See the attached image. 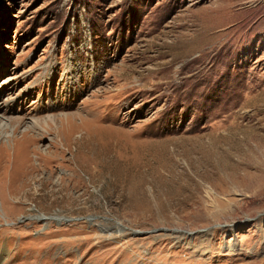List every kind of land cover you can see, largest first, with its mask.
I'll use <instances>...</instances> for the list:
<instances>
[{
  "label": "rangeland",
  "instance_id": "1",
  "mask_svg": "<svg viewBox=\"0 0 264 264\" xmlns=\"http://www.w3.org/2000/svg\"><path fill=\"white\" fill-rule=\"evenodd\" d=\"M7 150L0 264H264V0H0Z\"/></svg>",
  "mask_w": 264,
  "mask_h": 264
},
{
  "label": "bare ground",
  "instance_id": "2",
  "mask_svg": "<svg viewBox=\"0 0 264 264\" xmlns=\"http://www.w3.org/2000/svg\"><path fill=\"white\" fill-rule=\"evenodd\" d=\"M138 87H140V84H137V85H135V84H130V82H127L126 83V85H125V88H124V90L121 92V96H120V98H122L123 97V95L125 94V92L126 91H128V90H136ZM138 91V90H137ZM120 101H122V99H119V101H117V103H119ZM119 108V107H118ZM46 133H51V131L50 130H47L46 131ZM33 141V139H29V138H27L26 140H24L23 141V143H20V144H17V142L18 141H15L14 143H13V145L11 146L12 148H11V152H12V160H15V154H16V152H17V150L19 149L20 151H21V153L23 154V158H20L21 160H20V162L21 163H23V164H26L27 162H29L30 161V159L28 158V156H27V150H28V148L31 146L30 144H31V142ZM10 145V144H9ZM8 145V146H9ZM7 146V147H8ZM57 147V146H56ZM13 150V151H12ZM10 151H8L7 150V152H5L3 155H1L0 156V170L2 169V165H3V163L4 162H6V161H10V154L9 153H11ZM30 151H34V152H36V149H34V150H32V149H30ZM29 151V152H30ZM3 153V152H2ZM37 153V152H36ZM56 153V152H55ZM8 154H9V156H8ZM39 155H40V157L43 155H41L40 153H38ZM39 157V158H40ZM9 159V160H8ZM18 159V158H17ZM40 160H41V158H40ZM14 163H15V161H13ZM17 162V161H16ZM1 163H2V165H1ZM19 165V164H18ZM19 166H21V165H19ZM23 166V165H22ZM23 169V168H22ZM22 169H20V170H22ZM15 173V172H14ZM20 175V174H19ZM26 176V175H25ZM21 177V176H20ZM19 177V178H20ZM5 178V177H4ZM8 180V179H7ZM14 180H16V179H14ZM20 180V179H19ZM9 187V186H8ZM11 188V187H10Z\"/></svg>",
  "mask_w": 264,
  "mask_h": 264
}]
</instances>
